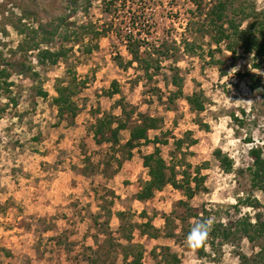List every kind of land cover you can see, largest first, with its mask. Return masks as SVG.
Returning <instances> with one entry per match:
<instances>
[{
	"label": "rangeland",
	"instance_id": "obj_1",
	"mask_svg": "<svg viewBox=\"0 0 264 264\" xmlns=\"http://www.w3.org/2000/svg\"><path fill=\"white\" fill-rule=\"evenodd\" d=\"M202 2L213 4L0 0V264H264V232L243 234L245 222L264 221L251 154L264 150V65L242 51L235 59L193 25ZM42 50L60 52L58 63ZM60 86L75 90V117L60 115ZM144 118L157 129L130 150ZM100 120L127 125L118 144L96 142ZM156 148L176 183L140 201ZM209 219L207 239L189 247Z\"/></svg>",
	"mask_w": 264,
	"mask_h": 264
},
{
	"label": "trees",
	"instance_id": "obj_2",
	"mask_svg": "<svg viewBox=\"0 0 264 264\" xmlns=\"http://www.w3.org/2000/svg\"><path fill=\"white\" fill-rule=\"evenodd\" d=\"M256 1L257 0H213L212 6L209 7L205 6L203 2L199 3L197 4V9L192 18L193 25L199 27L203 34L210 36L212 42L217 47L224 45L226 51L230 52L235 59L239 56V51H242L244 55L254 56L255 68H261L264 65V11L261 13L256 11ZM188 47L189 51H195V45ZM40 55L45 63H51L52 65L57 64L61 57L60 52H51L49 50H42ZM211 57L214 62L213 53H211ZM136 59H138V56H136ZM2 75L4 76V73H2ZM250 75L251 74L248 72L242 74L240 77L246 78ZM252 81V90L261 89L263 87L260 78L254 76ZM57 92L59 93V97L56 98L55 101L59 106L60 115L75 117L78 108L71 101V97L74 95L75 90L72 89V87L60 86ZM116 93H118V90H116ZM182 93L183 92L180 91V95ZM40 95L47 96L44 92H40ZM261 99L264 106V91L261 94ZM187 100L196 111L203 112L205 110V104L197 94L188 97ZM157 124L158 122L155 118H144L142 123L133 129L131 138L126 146L132 150L142 145V141L144 143L150 142L148 132L157 129ZM112 125L113 123L111 121L100 120L94 127V138L98 144L107 140L116 144L119 143V133L127 129V125L122 122L119 123L117 128H113ZM107 135H109V137H107ZM152 143L158 145L164 142L157 138ZM251 154L255 160L253 172L254 182L258 185V188L264 192V150H252ZM217 156L221 157L222 152L218 151ZM220 159L225 170L230 171L233 165L232 162L227 157ZM144 166L149 169L150 180L145 183L142 190L137 194V198L140 201L150 200L156 191L162 190L169 183H176L168 177L167 171L169 168L159 148H156L155 153L145 156ZM197 181H199L197 182L198 189L202 182H200V180ZM189 191L190 192L187 194L188 198H193L195 195L194 192L191 188ZM257 219L256 225H252L249 221L245 222L247 227L243 230L244 235H247L251 228L264 232V221L260 217ZM237 226L238 225H236V227ZM225 237H228V233L225 234ZM259 256L261 258L264 257V250ZM174 258V264H179L176 257ZM263 259L262 261L264 262ZM140 260L141 257H138L134 262L140 264Z\"/></svg>",
	"mask_w": 264,
	"mask_h": 264
},
{
	"label": "clouds",
	"instance_id": "obj_3",
	"mask_svg": "<svg viewBox=\"0 0 264 264\" xmlns=\"http://www.w3.org/2000/svg\"><path fill=\"white\" fill-rule=\"evenodd\" d=\"M212 227V221L205 220L203 222H197L190 233L187 236V244L189 247H197L204 243L207 239Z\"/></svg>",
	"mask_w": 264,
	"mask_h": 264
}]
</instances>
